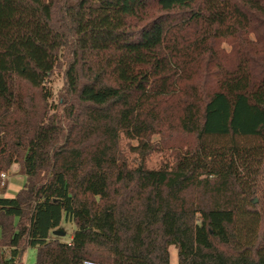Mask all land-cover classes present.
Wrapping results in <instances>:
<instances>
[{"label": "trees", "instance_id": "trees-1", "mask_svg": "<svg viewBox=\"0 0 264 264\" xmlns=\"http://www.w3.org/2000/svg\"><path fill=\"white\" fill-rule=\"evenodd\" d=\"M120 135L142 159L154 135L187 140L147 169ZM13 164L1 264L27 248L170 264L171 246L177 264H264V0H0V173Z\"/></svg>", "mask_w": 264, "mask_h": 264}, {"label": "rangeland", "instance_id": "rangeland-1", "mask_svg": "<svg viewBox=\"0 0 264 264\" xmlns=\"http://www.w3.org/2000/svg\"><path fill=\"white\" fill-rule=\"evenodd\" d=\"M227 49V47L224 45ZM53 96L56 99L58 93L63 88V79L62 75L53 77V80L50 83ZM164 138L160 135H154L151 139V142L157 146V150L151 152L149 155L142 157L131 151V147L137 145L136 141L128 140L120 135L119 147L125 157L126 161L130 166H137L139 163H144V166L147 169H158L164 164L170 165L173 163L175 157V152L173 151L174 147L183 144L187 138L181 135L170 136L168 139L167 148L163 146ZM25 177L22 174V170L19 164H13L8 169L0 173V197H14L16 193L21 190L25 184ZM187 198L192 202L195 200V193L189 192ZM74 230V226L68 223H62V225L56 230V232L61 235L54 234V236L60 237L64 242H69L71 234ZM3 259L9 258V248L2 249ZM36 258V250L27 248L24 250L21 258L16 262V264H34ZM169 263L177 264V252L176 249L171 246L169 248ZM1 264V263H0Z\"/></svg>", "mask_w": 264, "mask_h": 264}, {"label": "built area", "instance_id": "built-area-1", "mask_svg": "<svg viewBox=\"0 0 264 264\" xmlns=\"http://www.w3.org/2000/svg\"><path fill=\"white\" fill-rule=\"evenodd\" d=\"M82 264H100V263H95V262H92V261H84Z\"/></svg>", "mask_w": 264, "mask_h": 264}, {"label": "water", "instance_id": "water-1", "mask_svg": "<svg viewBox=\"0 0 264 264\" xmlns=\"http://www.w3.org/2000/svg\"><path fill=\"white\" fill-rule=\"evenodd\" d=\"M54 234L61 235V234H60V233H58V232H54Z\"/></svg>", "mask_w": 264, "mask_h": 264}]
</instances>
